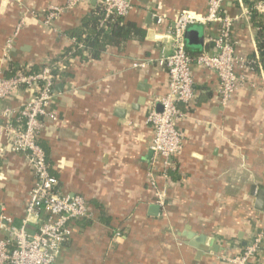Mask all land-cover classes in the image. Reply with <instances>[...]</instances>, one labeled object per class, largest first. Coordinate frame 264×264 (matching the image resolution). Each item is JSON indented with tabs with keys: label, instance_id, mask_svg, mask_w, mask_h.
Returning a JSON list of instances; mask_svg holds the SVG:
<instances>
[{
	"label": "crops",
	"instance_id": "0c3cea01",
	"mask_svg": "<svg viewBox=\"0 0 264 264\" xmlns=\"http://www.w3.org/2000/svg\"><path fill=\"white\" fill-rule=\"evenodd\" d=\"M65 1L0 0V69L6 76L20 66L66 58L65 77L54 86L39 143L56 191L81 196L91 218L71 222L72 234L54 264H226L257 236L259 252L252 264H264V209H255L264 190V67L252 71L247 65L257 56L249 12L261 1L248 0L254 2L249 7L243 0H224L223 12L234 21V55L243 61L235 66L242 82L222 107L215 73L191 65L195 100L187 109L179 106L184 116L176 125L183 148L167 180L161 158L153 163V133L146 123L168 88L158 61L173 51L169 31L175 15L205 14L206 0H133L120 25L107 29L97 58H90L89 48L82 55L80 50L66 54L71 34L101 8L95 0L80 2L48 28L41 24L39 16L49 5ZM217 30L216 24L189 26L190 55L214 53ZM137 62L146 67L133 68ZM30 95L17 90L0 101V111L20 108ZM3 122L0 117V126ZM9 144L0 134V217L19 227L34 178L24 156L11 152ZM151 181L166 194L165 211L156 216L149 209L155 205ZM45 219L43 212L31 218L26 231L36 233ZM186 229L211 239L217 251L197 257L181 237Z\"/></svg>",
	"mask_w": 264,
	"mask_h": 264
},
{
	"label": "built area",
	"instance_id": "2783aa9c",
	"mask_svg": "<svg viewBox=\"0 0 264 264\" xmlns=\"http://www.w3.org/2000/svg\"><path fill=\"white\" fill-rule=\"evenodd\" d=\"M84 0H66L61 6L49 5L39 16L44 27H50L62 14L75 8ZM103 11V21L112 18L123 19L133 9V0H95ZM240 1V0H238ZM224 0H206L205 14L178 12L172 22L169 34L172 41V53L162 57L158 65L166 69L168 75L167 93L153 103L148 113L146 123L151 127L153 138L149 150L155 159L161 158V176L167 180L169 171L173 169V159L182 152L184 137L177 129L176 122L184 115L179 106L186 109L195 100L194 80L191 65L195 64L215 73L218 87L216 94L220 106H226L242 77L235 71L237 63L243 61L234 55V44L231 37L233 19L223 12ZM253 11L264 14V3L252 5ZM247 14V13H246ZM18 24V29L21 26ZM218 26L217 34L212 40L215 52L190 55L186 47V30L192 25ZM17 32V31H16ZM72 51L75 53L84 49V45L76 38H70ZM11 41H7L3 56L7 58ZM66 58L57 62H47L42 65L20 66L9 76L0 69V101L14 94L19 89L31 92V95L20 108H3L0 117L4 120L0 126V134L9 139V150L22 154L33 174V187L29 192L25 205V216L19 227L6 217H0V264H54L62 244L71 236V222L91 218L85 200L79 195L63 196L56 191L57 180L49 172L46 156L39 143L43 129V119L47 115L49 102L54 94V86L60 80L53 70L64 71ZM247 63V62H246ZM250 70L261 68L258 56L247 64ZM133 68H145L146 63H134ZM159 104L160 110H156ZM155 202L160 210L165 211V191L151 181ZM41 212L46 219L34 234L26 231V225L31 218ZM116 233L115 236H119ZM260 236L252 244L243 247L239 253L227 258L226 264H252L259 252Z\"/></svg>",
	"mask_w": 264,
	"mask_h": 264
},
{
	"label": "trees",
	"instance_id": "16d2710c",
	"mask_svg": "<svg viewBox=\"0 0 264 264\" xmlns=\"http://www.w3.org/2000/svg\"><path fill=\"white\" fill-rule=\"evenodd\" d=\"M245 4L249 5V7L254 3H248V0H243ZM261 1L264 3V0H255ZM249 17L252 22V25L257 31L256 35V47H257V56L264 67V14L258 13L256 11H250ZM93 19L90 22H86L82 25L81 29L71 34L72 37L76 38L77 41L81 42L84 45V48H89V56L90 58H97L100 52L103 50L105 42L106 32L117 28L120 25L122 19L120 18H112L105 22L103 21V11L99 8L97 15L92 17ZM91 19V18H90ZM84 49V50H85ZM83 50V49H82ZM82 50H80L82 55ZM72 51V47L67 49L66 54H69ZM65 54V55H66ZM88 56V57H89ZM84 59V57H82ZM255 56H253L250 60H253ZM54 75L59 76L60 78L65 77L64 71L53 70Z\"/></svg>",
	"mask_w": 264,
	"mask_h": 264
},
{
	"label": "water",
	"instance_id": "95a60500",
	"mask_svg": "<svg viewBox=\"0 0 264 264\" xmlns=\"http://www.w3.org/2000/svg\"><path fill=\"white\" fill-rule=\"evenodd\" d=\"M156 110L157 111L160 110V106L158 104L156 106ZM149 209L150 211H152L151 214L152 216L158 215V212L160 210L157 205H152L150 206ZM255 209L259 211H262L264 209V190H260V192L257 195ZM181 237L185 239V244L187 246L192 247L198 251L197 257L198 256L200 257L204 250H208L209 252H213V253L217 251L216 248H213L211 239L207 240L203 236L196 238V236L187 229L181 234Z\"/></svg>",
	"mask_w": 264,
	"mask_h": 264
}]
</instances>
